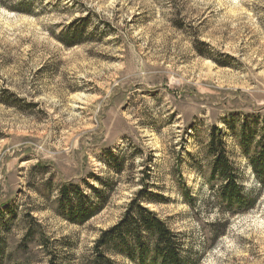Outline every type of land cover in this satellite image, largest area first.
<instances>
[{"label": "rangeland", "instance_id": "obj_1", "mask_svg": "<svg viewBox=\"0 0 264 264\" xmlns=\"http://www.w3.org/2000/svg\"><path fill=\"white\" fill-rule=\"evenodd\" d=\"M245 122L264 123V0H0L9 264H48L52 254L85 264L143 184L157 201L145 207L181 236L191 263L264 264V188L237 143ZM213 128L244 195L257 199L245 214L222 213L213 199ZM64 187L91 198L86 224L55 212ZM34 226L37 238L19 249ZM212 230L223 235L213 241Z\"/></svg>", "mask_w": 264, "mask_h": 264}, {"label": "trees", "instance_id": "obj_2", "mask_svg": "<svg viewBox=\"0 0 264 264\" xmlns=\"http://www.w3.org/2000/svg\"><path fill=\"white\" fill-rule=\"evenodd\" d=\"M226 124L231 131H235L236 128L231 123L226 121ZM251 125L245 122L239 126L240 132L237 136V143L241 147L248 164L252 167L257 181L264 188V123L262 128L257 124L251 128ZM222 135L221 129H212L207 151V154L213 159L210 172L213 199L222 213L245 214L254 209L257 199L245 196L243 189L239 186L240 182L237 180L240 181V179L237 178L233 167L230 166L231 162L227 157L228 148ZM252 148H254V152ZM110 161L104 160V163L110 168L113 167L116 173L120 174L124 168L123 163L116 164V161L115 163ZM98 183L101 187L106 186L101 179L98 180ZM141 186V190L137 192L134 200L128 205L119 223L102 231L95 243L92 256L85 264H116L113 257H122L132 264H193L183 256L187 252L183 248L181 236L171 232L166 223L158 217V214L145 207L147 204L157 203V201L155 196L148 192L146 184ZM92 191L104 201V194L99 188H92ZM60 194L61 198L57 202L55 210L60 217L79 226L90 221L96 212L91 207L90 197L85 196L78 188L72 196L69 187H64ZM34 231L35 226L27 229L19 249H29L30 241L37 238ZM211 233L214 236L213 241L223 235V233L213 230ZM44 239L43 235H40L38 238L39 246L47 249L48 241L44 242ZM6 241V238L0 237V264L6 262L9 264L11 261V256L6 253ZM23 263L20 259L14 262V264ZM48 264L61 263L57 256L52 254Z\"/></svg>", "mask_w": 264, "mask_h": 264}]
</instances>
